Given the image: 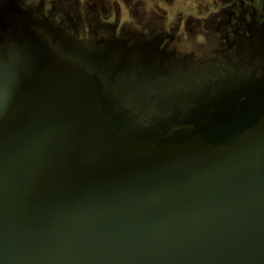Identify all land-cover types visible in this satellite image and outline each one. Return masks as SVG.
<instances>
[{
    "label": "water",
    "instance_id": "water-1",
    "mask_svg": "<svg viewBox=\"0 0 264 264\" xmlns=\"http://www.w3.org/2000/svg\"><path fill=\"white\" fill-rule=\"evenodd\" d=\"M23 16L1 36L0 264H264V44L164 67Z\"/></svg>",
    "mask_w": 264,
    "mask_h": 264
},
{
    "label": "flooded vegetation",
    "instance_id": "flooded-vegetation-1",
    "mask_svg": "<svg viewBox=\"0 0 264 264\" xmlns=\"http://www.w3.org/2000/svg\"><path fill=\"white\" fill-rule=\"evenodd\" d=\"M22 13L48 44L45 25L62 31L73 45H114L164 67L171 61L191 69L247 49L252 39L264 44V0H0V61L6 56L1 36L10 28L4 21L10 24L11 15ZM7 74L0 64V90Z\"/></svg>",
    "mask_w": 264,
    "mask_h": 264
}]
</instances>
